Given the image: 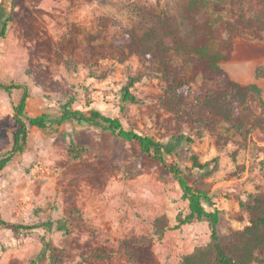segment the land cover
<instances>
[{"label": "rangeland", "instance_id": "1", "mask_svg": "<svg viewBox=\"0 0 264 264\" xmlns=\"http://www.w3.org/2000/svg\"><path fill=\"white\" fill-rule=\"evenodd\" d=\"M262 11L260 0H0L1 19H11L0 39V82L28 88L31 117L58 116L60 106L76 96L77 110H99L139 134L176 142L178 152L166 157V165L192 170L196 187L210 191L213 203L204 205L221 212L218 233L225 241L249 225L250 196L264 191V133L241 131L249 114L261 116L259 104L250 100L237 125L208 114H202L205 124L196 117L178 119L161 101L165 84L157 73L112 46L137 27L222 50L229 57L221 66L230 78L258 84L264 99V28L247 24ZM186 70L191 77L192 68ZM206 77L198 72V89ZM130 78L139 79V104L123 102ZM22 94L0 89V157L12 148L18 130L14 106ZM71 145L87 152L75 160ZM194 155L201 163L219 164L210 178L193 168ZM182 196L162 163L110 132L72 124L47 132L31 128L26 151L0 172V219L7 223L0 224V264H132L121 248L127 239L150 245L145 264H181L211 240L208 220L175 229L177 215L188 211ZM161 216L173 228L162 237L153 227ZM62 218L69 234L16 228Z\"/></svg>", "mask_w": 264, "mask_h": 264}, {"label": "trees", "instance_id": "2", "mask_svg": "<svg viewBox=\"0 0 264 264\" xmlns=\"http://www.w3.org/2000/svg\"><path fill=\"white\" fill-rule=\"evenodd\" d=\"M263 6L262 14L248 20V25H260L264 28V0H260ZM10 18L1 19L0 39L6 37ZM162 26H167L165 19L160 18ZM90 41H95L91 36ZM114 50L122 55H136L142 64L157 73L165 88L162 103L170 113L178 119H191L196 117L198 123H204L202 114L214 115L220 121L227 124H239L242 117L240 112L248 113L250 100H255L262 111L260 117L251 119L241 128L246 136L259 131L264 133V99L263 90L258 84L242 85L233 81L222 68L221 62L228 59V54L222 50L212 52L207 45L196 46L189 42H175L173 36L167 33H159L156 29L130 28L124 32L123 38L117 41ZM128 51L129 54H125ZM102 58H108L105 53L98 51ZM187 67L192 68L193 75L187 74ZM201 70L207 75L202 88L196 87L197 74ZM258 78L263 74L258 71ZM139 82L138 78H130L123 89V102L127 105L139 104L140 100L134 94V87ZM0 89L12 94L13 91H23L18 105L14 106L15 122L18 130L14 136L12 148L0 157V172L4 171L20 155L29 144V132L31 128L42 131H54L63 125L95 127L112 133L117 138L131 143L138 153L148 155L152 159L162 163L167 171L177 180L183 193V200L188 202V211L179 213L176 217L175 229L190 225L195 221L208 220L211 229V240L205 246L197 247L192 253L182 258L181 264H264V191L250 196L251 203L246 206L249 214V225L243 231L234 233L229 239L223 241L219 237L220 224L219 210L208 211L204 201L213 203L211 193L207 189H199L192 180V170L186 172L179 164L166 165V157L176 156L179 146L171 141L163 143L146 135L139 134L134 129H127L118 118L104 115L99 110H77L74 105L76 96H70L57 110L58 116L48 113L31 117L27 114V105L30 93L26 86L18 84L6 85L0 82ZM241 118V119H240ZM251 125L252 128L247 126ZM183 141V140H181ZM87 152V148L71 145L69 154L75 159H81ZM193 168L202 172L203 179L210 178L218 169L216 161L201 163L198 156L191 158ZM243 207V204H242ZM1 225H7L0 219ZM154 233L156 236L164 234L173 228L166 216H161L154 221ZM21 231H34L40 228L69 234L70 229L66 219L56 222L48 221L38 225L16 226ZM121 248L127 260L132 264H145L150 260V245L137 239H127L121 243ZM32 264H38L33 261ZM76 264H86L78 262Z\"/></svg>", "mask_w": 264, "mask_h": 264}]
</instances>
